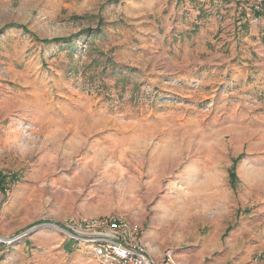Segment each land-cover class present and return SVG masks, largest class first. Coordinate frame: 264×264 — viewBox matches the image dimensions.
Wrapping results in <instances>:
<instances>
[{
  "label": "rangeland",
  "instance_id": "obj_1",
  "mask_svg": "<svg viewBox=\"0 0 264 264\" xmlns=\"http://www.w3.org/2000/svg\"><path fill=\"white\" fill-rule=\"evenodd\" d=\"M228 9L0 0V264H100L40 226L112 215L153 256L264 264V80L230 76L250 54Z\"/></svg>",
  "mask_w": 264,
  "mask_h": 264
},
{
  "label": "built area",
  "instance_id": "obj_2",
  "mask_svg": "<svg viewBox=\"0 0 264 264\" xmlns=\"http://www.w3.org/2000/svg\"><path fill=\"white\" fill-rule=\"evenodd\" d=\"M251 12L256 20L263 18L264 3L254 5ZM40 227H47L67 242L89 249L100 264H181L172 249H166L159 256L151 255L142 227L122 215L70 218Z\"/></svg>",
  "mask_w": 264,
  "mask_h": 264
},
{
  "label": "crops",
  "instance_id": "obj_3",
  "mask_svg": "<svg viewBox=\"0 0 264 264\" xmlns=\"http://www.w3.org/2000/svg\"><path fill=\"white\" fill-rule=\"evenodd\" d=\"M240 1L243 0H215V2L219 3V7L229 8L226 12L234 16V20H228L229 25L233 24V29H235V32L231 36L235 37V41L237 42L240 39L245 41L243 52L250 54V56L246 57L244 63L247 66L241 67L239 71H235L230 75L234 80H237L238 85L246 83L249 68L255 72V80H264V18L258 17L256 20V17L254 14H251L250 10L240 12L238 9V6L241 4ZM220 20H222V17H220ZM241 30L243 31L240 33L239 31ZM252 85L254 84L250 83L249 88H253L254 86Z\"/></svg>",
  "mask_w": 264,
  "mask_h": 264
},
{
  "label": "trees",
  "instance_id": "obj_4",
  "mask_svg": "<svg viewBox=\"0 0 264 264\" xmlns=\"http://www.w3.org/2000/svg\"><path fill=\"white\" fill-rule=\"evenodd\" d=\"M62 41L63 40L57 39V40L42 41V43L51 44V43H61ZM103 68L105 69L106 66H103ZM16 179L17 177H15L14 182L16 181ZM230 180H231L232 186L235 188L237 180H238L236 172H235V168L232 169L230 172ZM7 181H8L7 177L4 176L3 174H0V191L2 193H6V191L8 190ZM65 249H67L68 251H72L71 244L65 245Z\"/></svg>",
  "mask_w": 264,
  "mask_h": 264
},
{
  "label": "bare ground",
  "instance_id": "obj_5",
  "mask_svg": "<svg viewBox=\"0 0 264 264\" xmlns=\"http://www.w3.org/2000/svg\"><path fill=\"white\" fill-rule=\"evenodd\" d=\"M163 209H164V210L166 209V205L163 206Z\"/></svg>",
  "mask_w": 264,
  "mask_h": 264
}]
</instances>
